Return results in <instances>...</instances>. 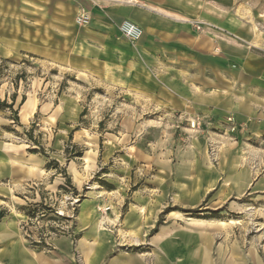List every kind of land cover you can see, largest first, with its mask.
<instances>
[{"label": "rangeland", "instance_id": "rangeland-1", "mask_svg": "<svg viewBox=\"0 0 264 264\" xmlns=\"http://www.w3.org/2000/svg\"><path fill=\"white\" fill-rule=\"evenodd\" d=\"M225 12L246 36L211 24L195 29L194 18L187 23L194 32L264 56V0H227ZM126 70H77L42 66L25 57L0 58V102L5 104L0 103V148L18 159L11 163L19 173L0 182L9 192V197L0 194V210L6 213L0 221L16 222L29 248L66 264H89L97 251L104 256L99 264L124 255H139L152 264L154 235L161 224L197 229L186 218L205 219L204 230L216 237L214 249L229 236L241 237V245L255 249L264 261V184L257 192L251 186L230 194L238 184L227 178L246 171L252 183L259 181L264 176V141L241 138L234 116L209 113L212 104L205 100V108L201 99L174 108L175 100L147 96L138 87L146 85L153 93L156 87L129 82ZM234 75L231 68L220 76ZM31 97L34 112L22 120L21 106ZM36 160L43 163L42 171ZM54 161L56 165L46 168ZM29 163L35 165L25 174ZM182 202L198 205L187 208ZM82 209L88 214L81 223ZM167 216L174 219L167 222ZM100 220L104 222L98 226ZM217 220L233 224L222 228ZM63 236L72 242L66 259L53 248ZM86 236L89 255L77 245Z\"/></svg>", "mask_w": 264, "mask_h": 264}, {"label": "crops", "instance_id": "crops-1", "mask_svg": "<svg viewBox=\"0 0 264 264\" xmlns=\"http://www.w3.org/2000/svg\"><path fill=\"white\" fill-rule=\"evenodd\" d=\"M124 1L0 0V58L20 61L25 57L38 60L42 66L53 64L77 70L121 66L124 72L128 69L129 82L156 87L153 93L146 85L139 86V91L147 96L175 100L174 108L178 107L176 103L187 108L196 99H201L203 107L205 100L212 104L209 113L234 116L241 138L264 141V56H255L245 46L224 38L194 32L187 23L194 18L201 27L211 24L246 36L235 18L226 16L227 0H134V4ZM80 4L88 8L90 16L83 26L74 22ZM123 20L142 29L139 39L129 41L120 34L118 27ZM231 68L235 75L221 78ZM34 105L32 97L22 104V120L32 115ZM17 160L0 148V182L19 175L11 163ZM35 164L42 171L43 163L36 160ZM35 164L29 163L25 174ZM227 178L233 179L234 186L238 184L230 194H242L251 186L254 192L263 190L260 186L264 184V176L255 183L246 171ZM8 193L0 185L1 196L9 197ZM180 205L192 208L198 202ZM87 214L84 209L80 211L81 223ZM173 219L167 216L166 221ZM186 219L195 223L197 229L191 226L168 229L167 223L157 228L152 264H264L255 249L241 245V237L229 236L228 241L220 242L214 249L215 235L204 230L209 221ZM103 222L100 220L98 226ZM216 224L224 228L233 223L217 220ZM87 238L81 237L77 244L85 254L91 252ZM71 243V239L63 236L56 239L53 248L66 259ZM90 256L89 264H99L104 257L98 251ZM54 259L44 251L29 248L16 222L0 221V264H66L59 257ZM108 264L147 263L142 256L124 255L111 258Z\"/></svg>", "mask_w": 264, "mask_h": 264}, {"label": "built area", "instance_id": "built-area-1", "mask_svg": "<svg viewBox=\"0 0 264 264\" xmlns=\"http://www.w3.org/2000/svg\"><path fill=\"white\" fill-rule=\"evenodd\" d=\"M78 1H90L91 2V0H78ZM124 2L129 3V4L135 3L134 0H125ZM89 19H90V16H89L88 8L85 5L80 4L77 10V13L75 15V18H74L75 24L78 26L86 25L89 22ZM193 26L195 27V29L201 28V26L198 23L193 24ZM118 28H119L120 34L129 41H136L137 39H139L141 35V28L137 24L129 20H123L119 24Z\"/></svg>", "mask_w": 264, "mask_h": 264}, {"label": "trees", "instance_id": "trees-1", "mask_svg": "<svg viewBox=\"0 0 264 264\" xmlns=\"http://www.w3.org/2000/svg\"><path fill=\"white\" fill-rule=\"evenodd\" d=\"M1 103V105H5L4 104V102H0ZM7 106H12V102L10 103V104H8ZM13 115H14V117H15V120H17V117L18 116H16L17 115V110H13ZM80 115H82V113H80ZM76 128H74V130H75ZM72 132V131H71ZM28 136H32L31 134H30V132H28ZM68 149L66 148L65 149V151H67ZM30 152H37V150L36 149H31L30 150ZM39 152H43V149L42 148H39ZM80 155V154H79ZM57 164V162H49V163H47L46 164V168H48L51 164ZM63 173H64V175H65V182L67 183V184H70V178H69V176H67L66 175V172H65V170H63L62 171ZM48 209H50L49 207H47ZM184 212H190V213H194V212H196L195 210H192V209H186V210H184ZM5 211L4 210H0V220L5 216ZM161 223V219H160V217L158 218V220H157V222H156V226L157 225H159Z\"/></svg>", "mask_w": 264, "mask_h": 264}, {"label": "bare ground", "instance_id": "bare-ground-1", "mask_svg": "<svg viewBox=\"0 0 264 264\" xmlns=\"http://www.w3.org/2000/svg\"><path fill=\"white\" fill-rule=\"evenodd\" d=\"M141 34H142V29H141ZM141 36V35H140ZM109 208L108 207H105V210H108Z\"/></svg>", "mask_w": 264, "mask_h": 264}]
</instances>
